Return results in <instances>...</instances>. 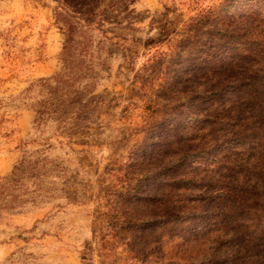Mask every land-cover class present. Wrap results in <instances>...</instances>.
<instances>
[{"label": "rangeland", "instance_id": "rangeland-1", "mask_svg": "<svg viewBox=\"0 0 264 264\" xmlns=\"http://www.w3.org/2000/svg\"><path fill=\"white\" fill-rule=\"evenodd\" d=\"M88 17L0 0V264H264V0Z\"/></svg>", "mask_w": 264, "mask_h": 264}, {"label": "crops", "instance_id": "crops-1", "mask_svg": "<svg viewBox=\"0 0 264 264\" xmlns=\"http://www.w3.org/2000/svg\"><path fill=\"white\" fill-rule=\"evenodd\" d=\"M33 114L28 109H22L20 117L18 118L14 136L7 138L9 143L8 147H5L7 153L3 160L0 161V176H7L12 173L14 164L20 157V153L17 152L16 147L18 141L24 139L29 135L30 124ZM5 143L4 145H6Z\"/></svg>", "mask_w": 264, "mask_h": 264}, {"label": "trees", "instance_id": "trees-1", "mask_svg": "<svg viewBox=\"0 0 264 264\" xmlns=\"http://www.w3.org/2000/svg\"><path fill=\"white\" fill-rule=\"evenodd\" d=\"M65 5L74 11L86 16V22L93 24L88 16L94 14L105 0H63Z\"/></svg>", "mask_w": 264, "mask_h": 264}]
</instances>
